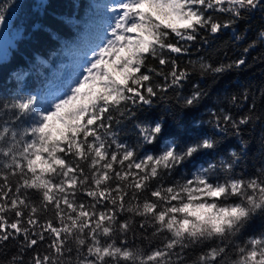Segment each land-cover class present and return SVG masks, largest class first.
<instances>
[{
    "label": "snow or ice",
    "instance_id": "snow-or-ice-1",
    "mask_svg": "<svg viewBox=\"0 0 264 264\" xmlns=\"http://www.w3.org/2000/svg\"><path fill=\"white\" fill-rule=\"evenodd\" d=\"M105 7L110 35L65 91L0 101V264H264V230L245 235L264 219V165L252 175L235 172L246 141L240 152L230 149L228 158L171 183L166 176L218 141L201 134L183 147L172 141L143 151L165 128L146 109L191 75L177 59L227 29L243 40L235 25L257 12L264 19V0H114ZM256 43L227 64L201 58L200 75L244 66ZM205 95L193 84L184 104ZM249 99L245 89L231 103ZM255 108L253 99L239 115L212 110V123L240 136L260 119ZM125 122L135 144L121 139Z\"/></svg>",
    "mask_w": 264,
    "mask_h": 264
},
{
    "label": "trees",
    "instance_id": "trees-1",
    "mask_svg": "<svg viewBox=\"0 0 264 264\" xmlns=\"http://www.w3.org/2000/svg\"><path fill=\"white\" fill-rule=\"evenodd\" d=\"M101 1L0 0V4H7L2 9L4 16L14 9L13 23L21 28L15 46L6 58L0 60V101L17 93L40 97L65 85L70 78L73 81L80 73L83 61L92 59L91 50L96 48L97 39L101 41L102 38L99 28L109 19L107 14L98 10ZM261 28H264V19L257 12L235 25V34L244 36L241 41L234 40L233 30L227 29L209 36L207 44L199 39L191 43L189 53L177 59L181 68L191 71L183 88L169 89L163 94L165 99L154 98L152 107L146 109L150 117L162 118L165 128L157 144L146 145L143 151L158 152L163 144L172 141L183 147L201 134L213 136L218 141L214 151L196 154L171 176H166L167 182L191 177L199 167H207L210 160L228 158L230 149L240 152L241 139L247 142V147L235 172L252 175L264 165V40L257 39ZM253 40H257L256 46L245 54L247 63L244 66L234 67L223 74L200 75L201 58L213 66L230 63L239 58L243 48ZM190 60L197 61V64H189ZM193 84H198L206 95L197 104L186 106L184 98L193 91ZM245 89L249 90L250 99L241 101L239 106L231 103V96H240ZM253 99L255 115L260 119L242 126L240 136L234 135L231 128L227 132L215 128L212 110L224 108L239 115L247 112ZM121 139L129 144L137 142L131 123L125 122ZM262 230L264 219H257L245 235Z\"/></svg>",
    "mask_w": 264,
    "mask_h": 264
},
{
    "label": "rangeland",
    "instance_id": "rangeland-1",
    "mask_svg": "<svg viewBox=\"0 0 264 264\" xmlns=\"http://www.w3.org/2000/svg\"><path fill=\"white\" fill-rule=\"evenodd\" d=\"M114 2V0H102L100 6L98 7V10L103 12L104 14H107V16L109 17V19L103 23V25L99 28L100 29V37L101 40L106 37L107 35H110L109 33L106 32V29L108 27V24L110 22V16L111 13H109L106 9V5L110 4ZM14 9L7 15L5 16V20L3 23H0V60L6 58L11 49L15 46L16 44V39L17 37L20 35L21 33V28H19L18 26L14 25L13 23V15H14ZM100 38L97 39V43L95 44L96 47L97 45L100 43ZM98 50V49H97ZM91 58L93 59L92 55ZM87 61L89 60H84L81 66V71L80 73L83 71L84 67H87ZM72 84V80L71 78L68 79L65 82V85L63 86H58L54 89H52L51 91L48 92V94L46 95H41L40 98H46L52 94H56L59 92H63L65 91L70 85ZM197 170V169H196ZM195 170V171H196ZM194 171V172H195ZM190 178V177H189Z\"/></svg>",
    "mask_w": 264,
    "mask_h": 264
}]
</instances>
